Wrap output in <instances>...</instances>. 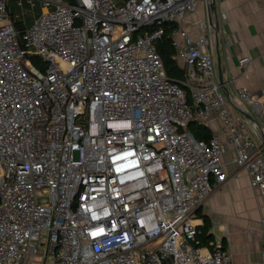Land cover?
I'll list each match as a JSON object with an SVG mask.
<instances>
[{
	"label": "built area",
	"instance_id": "1",
	"mask_svg": "<svg viewBox=\"0 0 264 264\" xmlns=\"http://www.w3.org/2000/svg\"><path fill=\"white\" fill-rule=\"evenodd\" d=\"M37 1L19 42L0 0V264H231L221 240L198 246L194 220L226 180L224 149L186 128L215 112L263 201L264 147L226 107L207 23L186 36V14L206 0ZM162 23L180 37L179 85L156 49ZM237 97L256 105L247 89Z\"/></svg>",
	"mask_w": 264,
	"mask_h": 264
},
{
	"label": "crops",
	"instance_id": "2",
	"mask_svg": "<svg viewBox=\"0 0 264 264\" xmlns=\"http://www.w3.org/2000/svg\"><path fill=\"white\" fill-rule=\"evenodd\" d=\"M194 14H186L183 28L186 36L196 39L195 23L205 22V36L211 42L213 71L217 82L220 74L221 90L230 112L250 124L251 140L261 145L260 131L264 130V2L252 0H211L197 4ZM213 24L216 33L210 28ZM180 37L172 34V39ZM248 57L251 65L242 67L239 59ZM219 84V82H218ZM247 89L256 97V105L249 106L237 97L239 89ZM196 112V110H195ZM250 116L252 120L245 117ZM203 125L221 141L223 174L226 180L213 186L208 198L194 213L195 224L202 226L200 216L206 218L212 239L223 242L231 264H260L264 258V234L261 219L264 201L259 191L249 187V179L235 163V152L229 135L215 112L210 113ZM199 212V213H198ZM28 264H40L35 258Z\"/></svg>",
	"mask_w": 264,
	"mask_h": 264
},
{
	"label": "trees",
	"instance_id": "3",
	"mask_svg": "<svg viewBox=\"0 0 264 264\" xmlns=\"http://www.w3.org/2000/svg\"><path fill=\"white\" fill-rule=\"evenodd\" d=\"M13 29L17 33L19 39L25 32V27L21 22H12ZM160 28L163 29L162 37L156 43V49L159 57L163 63V69L167 79L175 84H180L185 79V70L175 58L176 51L172 46V34L176 29L174 24H160ZM30 61L35 67H39L41 70L45 66V62L38 58L31 57ZM181 87V86H180ZM188 94V93H187ZM187 105H191V99L189 94L187 95ZM186 130L191 133L195 141L207 144L212 137L209 128L196 121H190ZM199 213V212H198ZM202 219V226H198L199 234L196 236V241L199 247H208L212 240V234L209 232V225L205 217L200 216Z\"/></svg>",
	"mask_w": 264,
	"mask_h": 264
},
{
	"label": "rangeland",
	"instance_id": "4",
	"mask_svg": "<svg viewBox=\"0 0 264 264\" xmlns=\"http://www.w3.org/2000/svg\"><path fill=\"white\" fill-rule=\"evenodd\" d=\"M119 1L121 0H114L116 4H119ZM34 4V8H31L28 0H7L6 6L10 22H21L26 28L25 31L30 29L36 17L42 12L41 8H43L42 4L37 0H35ZM48 11H52V7H49ZM21 38L22 36L18 39L19 42ZM79 123L83 125L84 119L82 118ZM74 157H77V155L74 154ZM46 202V199L38 201L39 204H46Z\"/></svg>",
	"mask_w": 264,
	"mask_h": 264
},
{
	"label": "water",
	"instance_id": "5",
	"mask_svg": "<svg viewBox=\"0 0 264 264\" xmlns=\"http://www.w3.org/2000/svg\"><path fill=\"white\" fill-rule=\"evenodd\" d=\"M206 2H207V5H210L211 0H206ZM210 28H212V30L216 33V29H214L212 23H210ZM218 82H219V85L222 86V84H223V80H222V76H221V74H220V77H219V81H218ZM244 116L247 117V118H249L250 120H252V118H251L250 116H247V115H244ZM252 121H253V120H252ZM255 125L257 126V128H258L259 131H260V137H261L262 145H263V147H264V136H263V133H262L260 127H259L256 123H255Z\"/></svg>",
	"mask_w": 264,
	"mask_h": 264
}]
</instances>
